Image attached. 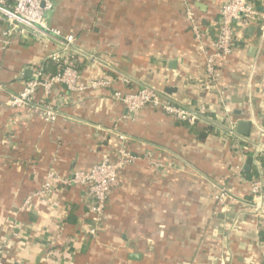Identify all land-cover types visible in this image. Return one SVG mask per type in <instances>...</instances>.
<instances>
[{
	"label": "crops",
	"instance_id": "crops-1",
	"mask_svg": "<svg viewBox=\"0 0 264 264\" xmlns=\"http://www.w3.org/2000/svg\"><path fill=\"white\" fill-rule=\"evenodd\" d=\"M225 1L54 0L45 22L74 37L79 82L107 86L73 92L54 85L47 97L38 90L34 103L57 113L51 124L6 101L35 69L57 72L48 56L60 40L17 36L0 46L2 264H264V221L250 212L244 176L257 163L264 174V21L232 24L231 53L207 82L204 50L217 40ZM252 2L264 16V0ZM141 87L190 110L205 106L207 114L188 125L152 107L130 115L112 98ZM240 121L249 123L246 136L236 132ZM121 151L135 159L119 172L96 236L86 188L50 182L34 196L50 171L69 178L117 161ZM221 186L235 198L224 213L214 200Z\"/></svg>",
	"mask_w": 264,
	"mask_h": 264
},
{
	"label": "built area",
	"instance_id": "built-area-1",
	"mask_svg": "<svg viewBox=\"0 0 264 264\" xmlns=\"http://www.w3.org/2000/svg\"><path fill=\"white\" fill-rule=\"evenodd\" d=\"M54 0H0V46L7 47L14 37L33 38L41 42L48 38L60 40V50L48 56L50 62L57 65V72L46 75L41 68L35 69L29 80H27L21 91L9 95L6 104L15 109L30 108L34 114L39 116L45 123L51 124L57 118V113L46 103L35 104L34 96L38 90H42L47 97L54 85H61L68 91L83 92L88 89H97L107 86V82L100 79L78 80V68L76 56L72 51L74 37L63 36L57 28L49 27L45 22V14L53 9ZM186 17L192 25L196 40H200V32L194 25V14L190 8H186ZM259 18L264 21V16L259 15L252 0H226L220 8V28L216 42L211 46L212 50H204V69L207 82L215 81L217 67L220 62L226 60L231 53L232 24L241 22L243 19ZM261 30L264 26L261 25ZM211 83V82H210ZM112 98L123 104L128 114H134L144 107L157 109L167 117L188 125H195L205 118L207 108L205 106L195 107L194 110L187 109L179 104L165 100L153 90L141 87L135 92L121 94L113 92ZM236 135L234 127H229L228 136L234 138ZM253 150L254 157L258 158L254 147L248 143ZM133 156L121 151L119 159L115 162L103 159L92 166L88 171L74 172L69 178H60L53 170L47 175V180L42 189L34 194L39 196L50 188L52 184L76 185L87 189L91 197L90 212L93 215L94 226L90 229V236H96L100 231V224L104 220L105 207L112 189L117 185L118 174ZM258 162V159L256 160ZM257 170V176L249 180V200L247 202L253 216L264 221V174L261 165ZM241 173V168L237 169ZM214 200L217 209L227 212V203L235 201L230 191L221 186L218 188ZM6 243L0 241V264L4 254Z\"/></svg>",
	"mask_w": 264,
	"mask_h": 264
},
{
	"label": "trees",
	"instance_id": "trees-1",
	"mask_svg": "<svg viewBox=\"0 0 264 264\" xmlns=\"http://www.w3.org/2000/svg\"><path fill=\"white\" fill-rule=\"evenodd\" d=\"M209 114L211 115L212 118H214V117L216 118V116L214 114H212V113H209ZM211 130H212V128H211ZM213 132H214V130H213ZM240 145H241L240 147L243 150H246L245 154L247 156L253 155V150L251 149V147L247 143L242 142ZM259 160L261 161V163H263V158L261 156H259ZM244 176L246 177V179L247 178L251 179L253 177H256L257 176V170L255 168L254 169L251 168L250 171H248L247 173L244 174Z\"/></svg>",
	"mask_w": 264,
	"mask_h": 264
},
{
	"label": "water",
	"instance_id": "water-1",
	"mask_svg": "<svg viewBox=\"0 0 264 264\" xmlns=\"http://www.w3.org/2000/svg\"><path fill=\"white\" fill-rule=\"evenodd\" d=\"M238 113V112H237ZM236 132L243 134V135H248V130H249V123L248 122H237L235 126ZM252 164V158H248L246 161V164L244 166V171H248L250 168V165Z\"/></svg>",
	"mask_w": 264,
	"mask_h": 264
},
{
	"label": "rangeland",
	"instance_id": "rangeland-1",
	"mask_svg": "<svg viewBox=\"0 0 264 264\" xmlns=\"http://www.w3.org/2000/svg\"><path fill=\"white\" fill-rule=\"evenodd\" d=\"M189 23H190V21H189ZM191 24V23H190ZM194 24H197L196 22H194Z\"/></svg>",
	"mask_w": 264,
	"mask_h": 264
}]
</instances>
